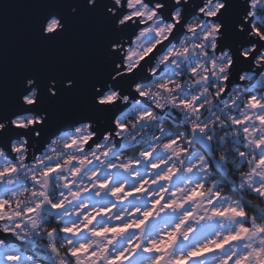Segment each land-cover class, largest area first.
<instances>
[{
  "label": "clouds",
  "instance_id": "obj_1",
  "mask_svg": "<svg viewBox=\"0 0 264 264\" xmlns=\"http://www.w3.org/2000/svg\"><path fill=\"white\" fill-rule=\"evenodd\" d=\"M31 2L112 31L74 111L0 83V264H264V0Z\"/></svg>",
  "mask_w": 264,
  "mask_h": 264
},
{
  "label": "water",
  "instance_id": "obj_2",
  "mask_svg": "<svg viewBox=\"0 0 264 264\" xmlns=\"http://www.w3.org/2000/svg\"><path fill=\"white\" fill-rule=\"evenodd\" d=\"M46 10L31 0H0V83L11 95L26 74L39 72L45 83L53 73L74 77L82 87L65 90L60 98L61 109L69 113L78 108L83 87L101 69L104 42L112 29L99 9H81L78 15L67 16L68 34L43 41L37 18Z\"/></svg>",
  "mask_w": 264,
  "mask_h": 264
},
{
  "label": "snow or ice",
  "instance_id": "obj_3",
  "mask_svg": "<svg viewBox=\"0 0 264 264\" xmlns=\"http://www.w3.org/2000/svg\"><path fill=\"white\" fill-rule=\"evenodd\" d=\"M55 28H56V25H55V22H53L51 25H49L48 31L52 32ZM221 30H223V29H221ZM25 103H27L29 106H32V104H33V102L28 98L26 93H25ZM261 119L264 120V117H261ZM12 127H16V126L13 125ZM17 130L19 131L20 129L17 128ZM9 259H13V257H9Z\"/></svg>",
  "mask_w": 264,
  "mask_h": 264
}]
</instances>
